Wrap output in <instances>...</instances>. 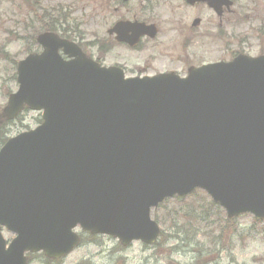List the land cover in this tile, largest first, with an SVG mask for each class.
Instances as JSON below:
<instances>
[{"label":"water","instance_id":"95a60500","mask_svg":"<svg viewBox=\"0 0 264 264\" xmlns=\"http://www.w3.org/2000/svg\"><path fill=\"white\" fill-rule=\"evenodd\" d=\"M186 1L219 16L234 4ZM109 31L131 45L156 35L137 21ZM37 42L42 52L18 62L19 88L0 112V126L25 109L42 112L40 125L0 149V264H28L30 252L60 258L78 244V225L153 244L161 228L152 208L199 188L228 218L264 219V55L186 77L126 78L54 32ZM3 227L16 234L8 247Z\"/></svg>","mask_w":264,"mask_h":264},{"label":"rangeland","instance_id":"374dc122","mask_svg":"<svg viewBox=\"0 0 264 264\" xmlns=\"http://www.w3.org/2000/svg\"><path fill=\"white\" fill-rule=\"evenodd\" d=\"M27 1L0 0L1 109L8 96L18 90V62L41 52L36 35L45 30L46 22L54 25L53 32L76 42L92 58H101L106 64H124L127 75L144 68L150 73L180 70L185 57L197 66L228 61L238 53L254 57L264 54V0H234L222 22L207 4L191 6L183 0H32L35 21ZM196 18L201 22L193 27ZM122 20L155 23L160 28L158 38L141 39L139 48L120 43L108 34V29ZM102 39L112 43L105 52L98 48L97 41ZM151 57H156L154 62H150ZM40 123L41 112L24 110L3 125L0 147L3 139L32 130ZM151 216L161 227L157 246L143 251V242L134 241L131 250L122 251L129 255L127 264H264V219L258 221L253 214L229 219L226 210L203 190L168 198L152 209ZM3 235L9 242L15 234L4 228ZM81 242L109 246L119 243L106 236H84ZM82 255L78 252L66 263L73 264ZM96 264L106 263L97 259Z\"/></svg>","mask_w":264,"mask_h":264},{"label":"flooded vegetation","instance_id":"af4514ba","mask_svg":"<svg viewBox=\"0 0 264 264\" xmlns=\"http://www.w3.org/2000/svg\"><path fill=\"white\" fill-rule=\"evenodd\" d=\"M191 6H194V5H191ZM230 10L231 9H226L225 8L224 11H223L222 16H219L215 11L214 12L220 18V21L222 22L223 17L226 15V12H229ZM31 13H32L33 18H36L35 21H37V13H36V11L33 10ZM197 19H199V18L194 19V21L197 20ZM194 21L192 22V26L193 27H197L198 25L195 26L194 25ZM140 22H144V21H140ZM200 22H201V20H200ZM144 23H146V21ZM115 24L113 26H115ZM152 24L155 25V27H156V35L154 37H152V36H150L148 34H144V35H142L139 38V41L135 45H131V44L127 43V42L118 41L117 40V33L116 32L110 33L109 29H108V34L112 35L114 37V39L116 41L120 42V43L128 44L131 47H135L136 46L135 48H139V46H140L139 42L141 41V39L153 40V39L158 38V35L160 33V28L157 27V25L155 23H148V25H152ZM49 31H51V30H49ZM222 31H223V28H220L219 35H221ZM129 33L131 34L132 32L130 31ZM59 36H61V35H59ZM61 38L69 40L68 37H66V36H61ZM187 41L188 40H186V42ZM189 42L190 41H188V43ZM97 43H98V48H99L100 52L107 51L109 46L111 47V45H112V43H110L107 40H103V39L102 40H98ZM188 43H187V45H189ZM155 59H156V57H151V61L150 62H154ZM95 60L100 65H102L104 67H115V68L122 69V71L125 73V75L127 77L155 76V75H158L160 73H167V72H175L178 75L186 76L188 74L189 70L193 66H196L195 64H191V61L189 60V57H185V64H183L184 66L180 70L178 68H176V69H164L162 71H154V72L150 73L147 70V68H144V71L139 70L136 74L127 75L126 74L127 73L126 72L127 68H126V66L124 64H119L117 62H115L113 64H106L104 61L101 60V58L95 59ZM206 63H208V62H206ZM202 64H204V62L200 63L197 66H200ZM76 230H77V232L79 233V235L81 237V241L83 240L84 236H90V237L91 236H106V237L117 239V238H115L113 236L106 235V234H93L91 232H87V231L82 230L80 227H78ZM132 245H133V242L129 243V244H122L120 241H119V243L117 245H113V246H109L107 244H84V243L80 242V243L76 244L71 251H69L67 254H65L64 256H62L60 258H50V257L46 256V254L44 252H35V253L30 252L29 254H27V258H28V264L32 263L33 261H35L37 259L41 260L42 264H70V263H66V261L69 258H71L73 256H76L78 252H82L83 255L80 257V259H78V261H76L73 264H96L97 263V259H99L101 262L106 263V264H127V261L129 260V255H127L125 252L128 251V250H131ZM141 246H142L141 247L142 250L144 251L146 248L156 247L157 245L156 244L150 245V244L142 243ZM86 247L105 248V249H90V248H86ZM110 247H113V248H110ZM126 249H128V250H126ZM124 250H126V251L122 252ZM119 252H121V253H119Z\"/></svg>","mask_w":264,"mask_h":264},{"label":"trees","instance_id":"16d2710c","mask_svg":"<svg viewBox=\"0 0 264 264\" xmlns=\"http://www.w3.org/2000/svg\"><path fill=\"white\" fill-rule=\"evenodd\" d=\"M27 4L30 6V9L31 10H35L34 9V5H33V3H32V0H29V1H27ZM44 24V23H43ZM44 26H45V30H52V28H53V24L52 23H50V22H46L45 24H44Z\"/></svg>","mask_w":264,"mask_h":264}]
</instances>
